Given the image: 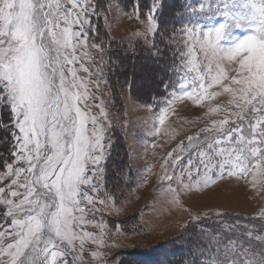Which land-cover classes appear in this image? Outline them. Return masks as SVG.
Returning <instances> with one entry per match:
<instances>
[{"label": "snow or ice", "instance_id": "6c2138e0", "mask_svg": "<svg viewBox=\"0 0 264 264\" xmlns=\"http://www.w3.org/2000/svg\"><path fill=\"white\" fill-rule=\"evenodd\" d=\"M161 7L154 0L140 34L156 54L157 37L174 48L182 83L156 117L160 127L153 134L161 135L178 101L219 117L166 152L160 180L167 182L162 191L169 205L183 208L182 194H202L226 178L264 192V0H204L191 9L194 21L171 32L158 26ZM108 11L111 5L100 0H0V147L7 146V155L0 152V264L115 260L109 253L119 245L94 215L109 205L119 212L102 187L100 118L108 113L103 101L95 105L98 114L89 104L103 68L97 64L92 80L85 64L104 60V43L91 33L93 17L107 19ZM201 232L207 242L201 264H264V226H201Z\"/></svg>", "mask_w": 264, "mask_h": 264}, {"label": "rangeland", "instance_id": "374dc122", "mask_svg": "<svg viewBox=\"0 0 264 264\" xmlns=\"http://www.w3.org/2000/svg\"><path fill=\"white\" fill-rule=\"evenodd\" d=\"M149 1L100 0L105 7L111 5V11L105 13L107 19L102 15L93 17L96 30L91 37L95 42L104 43V60L97 59L96 63L85 61L93 73L92 80L97 79V64L103 68L100 88L94 84L91 86L93 95L89 104L98 114L99 109L95 105L103 101L108 113L106 119L100 118L105 128L106 144L102 187L115 197L119 209L117 212L109 205L105 211L94 213L98 221L103 217L109 226L114 237L110 243L119 245L109 253V257L114 256L115 260L109 259L108 264H138L133 254L147 255L169 243L185 241L193 232H201V226L213 231L223 224L236 225L239 229L264 226V218L260 216L264 212V192L254 191L245 181L234 178L218 181L211 190L205 189L202 194H182L183 208L169 205V197L162 191L167 182L162 184L160 180L166 152L176 147L177 141L197 133L210 119L219 117L207 116L205 108L191 101H178L173 105L175 115L170 114L161 135L153 134L155 128L160 127L156 117L169 107L168 101L173 94L181 91L182 81L173 77L161 83L165 75L163 65L167 61L172 62L174 74H180L176 71L180 57L174 55L173 47L160 44L158 37L160 52L156 54L140 34L145 31L141 21L152 6ZM163 9L164 6L156 12L160 29L171 32L194 21L186 20L180 27L170 25L165 16L167 11L164 18L160 14ZM137 10L139 20L136 18ZM101 12H104L103 7ZM92 51L95 53L96 50ZM79 74L88 75L82 71ZM216 102H223V99ZM2 114L7 119L6 109ZM3 135L0 132V136ZM197 214L201 215L200 221L194 219ZM88 218L91 219V215ZM253 218L259 219L261 226ZM117 226L121 230L119 234L115 231ZM197 254L200 255L199 248L194 256Z\"/></svg>", "mask_w": 264, "mask_h": 264}, {"label": "trees", "instance_id": "16d2710c", "mask_svg": "<svg viewBox=\"0 0 264 264\" xmlns=\"http://www.w3.org/2000/svg\"><path fill=\"white\" fill-rule=\"evenodd\" d=\"M149 2L153 4L154 0H150ZM199 4L200 0L197 2H194V0H162V6H164V9L160 14H162L161 16L164 18V13L167 11L165 16L168 17L169 24L180 27L181 25L185 24L186 20H195L196 14H194L191 9L196 8L198 10ZM159 63L163 65L162 62ZM163 67L166 71L163 70L165 75L161 83L172 80L173 77L178 78V75L176 76L172 70V62L167 61ZM160 68L162 67L160 66ZM0 152H3L5 155H7V146H4ZM252 220L255 219L253 218ZM258 220L259 219L255 221L259 222L260 220ZM247 222L248 221L244 223ZM241 228L244 230V227ZM241 228L240 230L243 231ZM184 240L185 241H175L171 244L169 243L168 245L164 246L165 248L162 247V249L156 248V251H154V253L151 252V254L144 255L135 253L133 254V258L138 262V264H201V262L204 260L203 257H201L199 254L196 256L194 255L197 248L201 249L207 245L202 232L196 233L195 231Z\"/></svg>", "mask_w": 264, "mask_h": 264}]
</instances>
